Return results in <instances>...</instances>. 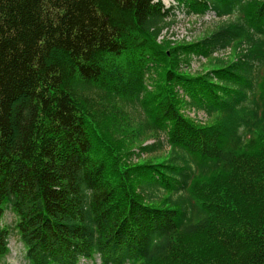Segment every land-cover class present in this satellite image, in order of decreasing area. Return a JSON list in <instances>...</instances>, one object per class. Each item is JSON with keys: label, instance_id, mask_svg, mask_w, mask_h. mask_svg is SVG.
<instances>
[{"label": "trees", "instance_id": "obj_1", "mask_svg": "<svg viewBox=\"0 0 264 264\" xmlns=\"http://www.w3.org/2000/svg\"><path fill=\"white\" fill-rule=\"evenodd\" d=\"M178 1L228 18L158 42L161 0H0V261L10 209L29 264H264V0Z\"/></svg>", "mask_w": 264, "mask_h": 264}, {"label": "rangeland", "instance_id": "obj_2", "mask_svg": "<svg viewBox=\"0 0 264 264\" xmlns=\"http://www.w3.org/2000/svg\"><path fill=\"white\" fill-rule=\"evenodd\" d=\"M164 4H168L171 2V0H163ZM178 7V5H177ZM181 7H178L177 10H180ZM200 16V17H199ZM191 15V16H183L181 14H177V18L172 22V24L169 26L168 30H164L161 37L158 38L157 41L161 42L163 39H166L167 36L174 39H169L172 43L177 42H184V43H190L195 42L199 40L204 35L208 34L212 29H214L218 24H220L222 21H225L228 17H214V15ZM163 36H165L163 38ZM242 48V46L238 47ZM239 49L236 47H229L226 51H222L221 55H216L217 59L223 58L222 60H226L227 63L236 62L239 53H237ZM223 56V57H221ZM194 54L187 57V60L182 63L180 66V69L183 72H189V73H204L213 67L212 61L210 59L206 58L205 60H201V62L198 64V58ZM215 57V56H213ZM190 60L189 62H187ZM152 85L148 87L150 90ZM184 113L191 118L192 120L198 124L204 125L208 122V119H206L205 115L202 113H196L192 114V110L185 107ZM190 118V119H191ZM163 137V136H162ZM153 139L147 140L144 143L153 142ZM163 141V140H162ZM164 143V141H163ZM169 151V146L165 143L164 146L161 148L144 155H130L127 157V161L137 163L142 161L143 159H147L153 156H157V160H161ZM2 225H4L6 228L9 229V240H8V248L9 252L6 254L5 258L0 261V264H27V260L25 258V250L24 247L19 240V237L14 230V224H15V215L12 213L10 209H7L5 211V214L2 217ZM99 258L96 257L93 261L88 260L85 258H80L78 261V264H99Z\"/></svg>", "mask_w": 264, "mask_h": 264}, {"label": "built area", "instance_id": "obj_3", "mask_svg": "<svg viewBox=\"0 0 264 264\" xmlns=\"http://www.w3.org/2000/svg\"><path fill=\"white\" fill-rule=\"evenodd\" d=\"M159 37H161V36H159ZM163 37H164V36H163ZM167 38H169V39H174V38H170V37H168V36H167ZM226 50H227V49H226ZM226 50H224V51H226ZM222 51H223V50L216 51V52H214V55H219V54L221 55V52H222ZM194 58L196 59V58H198V57H194ZM199 59H200V60H203V58H199ZM199 62H200V61L198 60L197 63H199Z\"/></svg>", "mask_w": 264, "mask_h": 264}]
</instances>
